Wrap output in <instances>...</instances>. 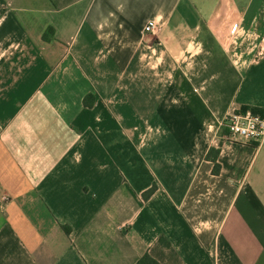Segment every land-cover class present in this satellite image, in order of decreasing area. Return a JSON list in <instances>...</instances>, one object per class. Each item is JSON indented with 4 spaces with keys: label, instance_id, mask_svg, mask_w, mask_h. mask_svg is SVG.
<instances>
[{
    "label": "crops",
    "instance_id": "obj_1",
    "mask_svg": "<svg viewBox=\"0 0 264 264\" xmlns=\"http://www.w3.org/2000/svg\"><path fill=\"white\" fill-rule=\"evenodd\" d=\"M242 106L264 0H0V264H264Z\"/></svg>",
    "mask_w": 264,
    "mask_h": 264
},
{
    "label": "built area",
    "instance_id": "obj_2",
    "mask_svg": "<svg viewBox=\"0 0 264 264\" xmlns=\"http://www.w3.org/2000/svg\"><path fill=\"white\" fill-rule=\"evenodd\" d=\"M159 29L158 21L149 20L145 33L155 34ZM224 139L260 144L264 141V117L250 110L234 109L226 114L221 122Z\"/></svg>",
    "mask_w": 264,
    "mask_h": 264
},
{
    "label": "trees",
    "instance_id": "obj_3",
    "mask_svg": "<svg viewBox=\"0 0 264 264\" xmlns=\"http://www.w3.org/2000/svg\"><path fill=\"white\" fill-rule=\"evenodd\" d=\"M52 35V29L49 28L47 29L44 34H43V39L48 40L50 38V36ZM87 98H84V104H87ZM241 110H250L252 113L255 114H259L262 117H264V110L258 107H254V106H242V108H240ZM218 171V165L215 163L214 167H213V172H217ZM154 190V186H152L150 189H148L145 192V195L148 196L152 193V191ZM62 228L64 229V231L66 233L69 232V227L68 226H62ZM134 264H158V262L152 258L148 253H144L142 254L139 259L134 263Z\"/></svg>",
    "mask_w": 264,
    "mask_h": 264
}]
</instances>
